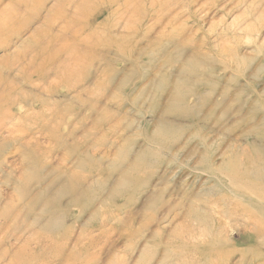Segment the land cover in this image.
<instances>
[{
    "label": "rangeland",
    "instance_id": "1",
    "mask_svg": "<svg viewBox=\"0 0 264 264\" xmlns=\"http://www.w3.org/2000/svg\"><path fill=\"white\" fill-rule=\"evenodd\" d=\"M33 1L0 0V21L8 22L0 32V264L259 263L262 238L242 226H264V214L230 192L252 196L256 190L243 185L250 178L264 184V0ZM103 46L110 52L102 56ZM169 92L176 99H168ZM159 120L175 126L162 127ZM250 146L263 151L258 155ZM246 154L253 174L245 178L239 171L233 179L241 183L217 169L207 172L232 155L243 162Z\"/></svg>",
    "mask_w": 264,
    "mask_h": 264
},
{
    "label": "bare ground",
    "instance_id": "2",
    "mask_svg": "<svg viewBox=\"0 0 264 264\" xmlns=\"http://www.w3.org/2000/svg\"><path fill=\"white\" fill-rule=\"evenodd\" d=\"M33 1V0H32ZM82 1V0H81ZM115 1V0H114ZM124 1V0H123ZM15 2V1H14ZM16 2H17V0H16ZM19 2H22V1H19ZM19 2H18V4H19ZM24 2V1H23ZM22 2V3H23ZM34 2V1H33ZM131 2V1H130ZM11 3V2H10ZM31 3V2H30ZM127 3V2H126ZM17 3H15V5L17 6L18 5ZM93 4V3H92ZM11 5H12V3H11ZM87 5H89L88 3H87ZM130 6L132 5V3L131 4H129ZM178 7V6H177ZM26 8H27V6H26ZM77 8H78V6H77ZM76 8V10H79V9H77ZM86 8H88V7H86ZM91 8V7H90ZM124 9V8H123ZM126 9V8H125ZM172 9V8H171ZM176 9V8H175ZM18 10H20V8H18ZM32 10V9H31ZM82 10V9H81ZM84 10V9H83ZM93 11V10H92ZM127 11V10H126ZM173 11V10H172ZM171 11V12H172ZM20 12V11H19ZM22 12V11H21ZM20 12V13H21ZM25 12V11H24ZM24 12H22V13H24ZM33 12H35V10L33 11ZM71 12H73V11H71ZM6 13H8V12H6ZM22 13H21V15H22ZM102 13V12H101ZM125 13V12H124ZM130 14L132 13V12H129ZM9 14V13H8ZM16 14V13H15ZM32 14V13H31ZM76 14V12L73 14V16ZM78 14V13H77ZM76 14V17L78 16ZM95 14L96 13H91V15L89 16V19H87L86 20V23H87V27H90L91 26V24L93 23V21H94V18H95ZM113 14V13H112ZM135 15H136V13H134ZM33 15V14H32ZM89 15V14H88ZM144 15V14H143ZM171 15V14H170ZM82 16H83V14H82ZM100 16V15H99ZM131 16H132V14H131ZM80 17V16H79ZM84 17V16H83ZM120 17H121V14H120ZM120 17L118 18L119 20H120ZM122 17H123V12H122ZM121 17V18H122ZM128 17V16H127ZM126 17V18H127ZM136 16H134L133 18H135ZM14 18V17H13ZM81 18V17H80ZM137 18V17H136ZM3 19H5V18H3ZM3 19H1L2 21H0V32L1 31H3V32H1V33H4L5 31H6V29H7V26H8V22H6V19H5V21L3 20ZM19 19V18H18ZM17 19V21H19V20H21L22 18L20 17V19L18 20ZM78 19V18H77ZM97 19V18H96ZM128 19V18H127ZM149 19V21H151L152 19H153V17L152 18H148ZM151 19V20H150ZM160 19V18H159ZM123 20V19H122ZM143 20H144V18H143ZM158 20V19H157ZM23 21V20H22ZM126 21V20H125ZM133 21V20H132ZM134 21H136V20H134ZM173 21H175V20H173ZM75 22V21H74ZM116 22V21H115ZM118 22V21H117ZM143 22V21H142ZM123 23H124V21H123ZM125 23H127V22H125ZM133 23V22H132ZM135 23V22H134ZM165 23V22H164ZM71 25H72V23H70ZM77 24H79V23H77ZM110 24V23H109ZM109 24H108V26H109ZM119 24V23H118ZM121 24H122V22H121ZM75 24H73V26H74ZM106 25V24H105ZM117 25V24H116ZM120 25V24H119ZM124 25V24H123ZM131 26H132V24H130ZM164 25V24H163ZM68 26V25H67ZM79 26V25H78ZM100 26H102V25H100ZM129 26V25H128ZM77 27V26H76ZM124 27V26H123ZM152 26H150L149 25V28H151ZM64 28V27H63ZM63 28H61V29H63ZM69 28V27H68ZM73 28V27H72ZM78 28V27H77ZM91 28V27H90ZM113 28H115V26L113 27ZM112 28V29H113ZM60 29V28H59ZM60 29V30H61ZM74 29V28H73ZM93 29V28H92ZM111 29V31L113 32L114 30H112ZM12 30V29H11ZM64 30H66V29H64ZM68 30V29H67ZM89 30V29H88ZM118 30V29H117ZM150 30V29H149ZM149 30L147 31L148 33H149ZM164 30V29H163ZM62 31V30H61ZM99 31V30H98ZM122 31H124V34L126 35V36H131V37H133L134 36V33L132 32V31H126V30H123L122 29ZM162 31V30H161ZM195 31V30H194ZM63 32V31H62ZM92 32V31H91ZM144 32V31H143ZM0 33V34H1ZM58 33H60V32H58ZM64 33V32H63ZM66 33V32H65ZM79 33V32H78ZM147 33V34H148ZM158 33V32H157ZM157 33H156V35H157ZM15 34H16V32H15ZM67 34V33H66ZM119 34H121V33H119ZM160 34V33H159ZM180 34H182V33H180ZM185 34V33H184ZM98 35V34H97ZM122 35V34H121ZM151 35V34H150ZM187 35V34H186ZM72 36V35H71ZM83 36V35H82ZM92 36H93V33H92ZM102 36V35H101ZM111 37H112V35H110ZM124 36V35H123ZM145 36V35H144ZM180 36H182V35H180ZM60 37H61V35H60ZM63 37V36H62ZM65 37V36H64ZM125 37V36H124ZM155 37V36H154ZM177 37H178V35H177ZM184 37V36H183ZM72 38V37H71ZM79 38V37H78ZM107 38H109L108 36L106 37V40H107ZM173 38H174V35H173ZM224 38V37H223ZM57 39H59L58 37H57ZM99 39H100V37H99ZM179 39H180V37H179ZM182 39V38H181ZM185 39V38H184ZM218 39V38H217ZM220 39V38H219ZM7 40V39H6ZM55 40H56V38H55ZM60 40V39H59ZM80 40V39H79ZM105 40V39H104ZM113 40V39H112ZM116 40V39H115ZM120 40V39H119ZM133 40V39H132ZM183 40V39H182ZM226 40V39H225ZM107 41H110V40H107ZM124 41V40H123ZM127 41V40H126ZM221 41H223L222 39L220 40V42ZM102 42V41H101ZM174 42V41H173ZM187 42V41H186ZM190 42V41H189ZM213 42H215V41H213ZM227 42V41H226ZM62 43H63V41H62ZM61 43V44H62ZM81 43V42H80ZM99 43V42H98ZM193 43V42H192ZM212 43V42H211ZM219 43V42H218ZM222 43V42H221ZM130 44V43H129ZM213 44H215V43H213ZM217 44V43H216ZM215 44V45H216ZM2 45H4V44H2ZM1 45V46H2ZM8 45V44H7ZM48 45V44H47ZM74 45V44H73ZM95 45V44H94ZM97 45V44H96ZM104 45V44H103ZM206 45V44H205ZM228 45V44H227ZM52 46H54V45H52ZM62 46H63V44H62ZM76 46V45H75ZM86 46H87V44H86ZM102 46V45H101ZM127 46H128V44H127ZM193 45H191L190 47H192ZM201 46V45H200ZM223 46V45H222ZM22 47H23V45H22ZM25 47V46H24ZM60 47V46H59ZM64 47V46H63ZM62 47V48H63ZM88 47H90L89 45H88ZM193 47H195V46H193ZM204 47V46H203ZM202 47V48H203ZM210 47V46H209ZM27 48V47H26ZM52 48V47H51ZM54 48V47H53ZM93 48V47H92ZM91 48V49H92ZM109 47H107V46H103V47H101L100 48V50H101V52L102 51H104V50H107V51H109V49H108ZM113 48V47H112ZM198 48V47H197ZM206 48V47H205ZM20 49V48H19ZM25 49V48H24ZM55 49V48H54ZM84 49V48H83ZM91 49H89L90 51H91ZM95 50H96V48H94ZM125 49V48H124ZM182 49V48H181ZM180 49V50H181ZM193 49V48H192ZM227 49H228V47H227ZM237 49V48H236ZM73 50H74V48H73ZM77 50H79V49H77ZM76 49H75V51H77ZM114 50H116V49H114ZM191 50V49H190ZM210 50V49H209ZM212 51H213V49H211ZM20 51V50H19ZM58 51V50H57ZM84 51H85V49H84ZM118 51V50H117ZM182 51V50H181ZM238 51H239V49H238ZM45 52H47V51H45ZM74 52V51H73ZM73 52L71 53V55L73 54ZM86 52V51H85ZM85 52H83V53H85ZM110 52V51H109ZM122 52V51H121ZM121 52H119L120 53V55H121ZM183 52V51H182ZM197 52V51H196ZM19 53V52H18ZM32 53V52H31ZM44 53V52H43ZM58 53V52H57ZM75 53V52H74ZM77 53V52H76ZM96 53V52H95ZM117 53V52H116ZM115 53V54H116ZM128 53V52H127ZM238 53V52H237ZM45 54V53H44ZM54 54H55V51H54ZM54 54H53V56H54ZM103 54H104V52H102V56H103ZM107 54H109V53H107ZM75 55V54H74ZM100 55V54H99ZM113 55H114V53H113ZM122 55H126L125 53H123ZM131 55V54H130ZM133 55V54H132ZM19 56V55H18ZM27 56V55H26ZM37 56V55H36ZM86 56V55H85ZM129 56V55H128ZM41 57V56H40ZM84 57V56H83ZM105 57V56H104ZM120 57V56H119ZM131 57V56H130ZM191 57V56H190ZM189 57V58H190ZM195 57V56H194ZM225 57H227V56H225ZM54 58V57H53ZM63 58V57H62ZM109 58H110V56H109ZM127 58V57H126ZM192 58V57H191ZM17 59V58H16ZM57 59V58H56ZM60 59H61V57H60ZM82 60H84L83 58H81ZM107 59V58H106ZM105 59V60H106ZM117 59V58H116ZM115 59V60H116ZM121 59V58H120ZM124 59V58H123ZM127 59H129V57L127 58ZM132 59V58H131ZM221 59V58H220ZM8 60V59H7ZM10 60V59H9ZM15 60V59H14ZM35 60V59H34ZM38 60V59H37ZM41 60V59H40ZM58 60V59H57ZM56 60V61H57ZM76 60V59H75ZM109 60V59H108ZM114 60V61H115ZM190 60H192V59H190ZM210 60V59H209ZM55 61V62H56ZM59 61V60H58ZM102 61V60H101ZM130 61V60H129ZM262 61V60H261ZM59 62H61V61H59ZM67 62V61H66ZM69 62V61H68ZM103 62V61H102ZM106 63H107V61H105ZM186 62V61H185ZM194 62V61H193ZM196 62V61H195ZM62 63H63V60H62ZM74 63H76V62H74ZM187 63V62H186ZM198 63V62H197ZM214 62H212V64H213ZM38 64V63H37ZM55 64V63H54ZM60 64V63H59ZM65 64H68V63H65ZM70 64V63H69ZM84 64V63H83ZM107 64H109V63H107ZM106 64V65H107ZM199 64V63H198ZM24 65V64H23ZM32 65V64H31ZM51 65V64H50ZM95 65V64H94ZM100 65H103V64H100ZM106 65H104V69L106 68ZM189 65V64H188ZM187 65V66H188ZM194 65H195V63H194ZM193 64H192V66H194ZM20 66V65H19ZM76 66H78V65H76ZM133 66V65H132ZM213 66V65H212ZM227 66H228V64H227ZM21 67V66H20ZM58 67V66H57ZM59 67H60V65H59ZM69 67V66H68ZM101 67V66H100ZM103 67V66H102ZM189 67H191V65H189ZM196 66H194V68H195ZM202 67V66H201ZM200 67V68H201ZM206 67V66H205ZM28 68V67H27ZM52 69V67H48V69ZM61 68V67H60ZM107 68H108V66H107ZM106 68V69H107ZM227 68H229V67H227ZM41 69V68H40ZM39 69V70H40ZM62 69V68H61ZM75 69H76V67H75ZM100 69V68H99ZM187 69V68H186ZM188 69H190V68H188ZM230 69V68H229ZM31 70V69H30ZM77 70V69H76ZM113 70V69H112ZM115 70V69H114ZM126 70V69H125ZM192 70V69H191ZM61 71V70H60ZM71 71V70H70ZM70 71H69V73H70ZM78 71V70H77ZM147 71V70H146ZM195 71V70H194ZM201 71V70H200ZM204 71V70H203ZM211 71V70H210ZM31 72V71H30ZM36 72V71H35ZM41 72V71H40ZM39 72V73H40ZM45 72V71H44ZM49 72H51V71H49ZM49 72H47V73H49ZM65 72H67V71H65ZM113 72V71H112ZM116 72H117V70H116ZM145 71H143L142 72V74L144 73ZM38 73V74H39ZM52 73V72H51ZM51 73H49V74H51ZM57 73H58V69H57ZM62 73V72H61ZM72 73V72H71ZM70 73V74H71ZM103 73V72H102ZM164 73V72H163ZM56 74V73H55ZM55 74H52V75H50V76H52V79L54 78L53 77V75H55ZM81 74V73H80ZM114 74H117V73H114ZM141 74V75H142ZM22 75V74H21ZM29 75V74H28ZM48 75V74H47ZM60 75V74H59ZM61 75H63V74H61ZM101 75V74H100ZM111 76H112V74H110ZM143 75H145V74H143ZM169 75V74H168ZM186 75V74H185ZM105 76V75H104ZM104 76H102V77H104ZM147 76V75H146ZM162 76H163V74H162ZM22 77V76H21ZM59 77H61V76H59ZM88 77H89V75H88ZM87 77V78H88ZM99 77V76H98ZM101 77V78H102ZM114 77V76H113ZM144 78V76H141V78ZM50 77L48 76V79H49ZM77 78V77H76ZM201 79H202V77H200ZM212 78V77H211ZM2 79V78H1ZM6 79V78H5ZM74 79H75V77H74ZM86 79V78H85ZM165 79H167V78H165ZM190 79V78H189ZM26 80V79H25ZM38 80V79H37ZM54 80V79H53ZM53 80H51V81H53ZM62 80V79H61ZM66 80H68V79H66ZM70 80H71V78H70ZM70 80H69V82H70ZM82 80H84V79H82ZM82 80H81V82H82ZM112 80H113V78H112ZM159 80V79H158ZM169 80V79H168ZM24 81V80H23ZM30 81V80H29ZM65 81V80H64ZM63 81V82H64ZM72 81V80H71ZM147 80H145V82H146ZM149 82H150V80H148ZM167 81V80H166ZM171 81H172V77H171ZM208 81H209V79H208ZM92 82H94V81H92ZM122 81H120V83H121ZM123 82H124V80H123ZM141 82V81H140ZM163 82H164V80H163ZM203 82V81H202ZM219 82H220V80H219ZM8 83H9V81H8ZM12 82L10 81V84H11ZM66 83V82H65ZM119 83V84H120ZM162 83V82H161ZM166 83V82H165ZM174 83V81H172V83L171 84H173ZM10 84H9V86H10ZM30 84H32V83H30ZM69 84V83H68ZM71 84H72V82H71ZM76 84V83H75ZM83 84H85V83H83ZM86 84H88L87 82H86ZM94 84H96V83H94ZM108 84H110V80H109V82H108ZM119 84H117V85H119ZM125 84H126V82H125ZM195 84V83H194ZM193 84V85H194ZM76 85H78V84H76ZM75 85V86H76ZM90 85V84H89ZM104 85V84H103ZM102 85V87L104 88V87H106V86H103ZM124 85V84H123ZM123 85H121V86H123ZM167 85H169V84H167ZM196 85V84H195ZM195 85H194V87H195ZM219 85V84H218ZM67 86V85H66ZM71 86V85H70ZM82 86V85H81ZM120 85H119V87H121ZM153 86V85H152ZM158 86V85H157ZM160 86V85H159ZM68 87H69V85H68ZM73 87H74V85H73ZM79 87H80V85H79ZM85 87V86H84ZM87 87V86H86ZM95 87L97 88V86L95 85ZM108 87V86H107ZM106 87V88H107ZM118 87V86H117ZM116 87V88H117ZM134 87V86H133ZM154 87V86H153ZM156 87V86H155ZM167 87V86H166ZM166 87H164V88H166ZM249 87V86H248ZM71 88H72V86H71ZM76 88V87H75ZM122 88V87H121ZM163 88V87H162ZM193 88V87H192ZM15 89V88H14ZM77 89V88H76ZM85 89V88H84ZM84 89H83V91H84ZM87 89V88H86ZM133 89V88H132ZM160 89H161V87H160ZM170 89V88H169ZM173 89V88H172ZM190 89V88H189ZM262 89V88H261ZM1 90V89H0ZM11 91H12V89H10ZM88 90V89H87ZM97 90V89H96ZM99 90V89H98ZM116 90V89H115ZM120 89H118V91H119ZM159 90V89H158ZM174 90V89H173ZM185 90V89H184ZM243 90V89H242ZM245 90V89H244ZM2 91V90H1ZM6 91V90H5ZM124 91H125V89H124ZM131 91H133L134 92V90H131ZM3 92V91H2ZM13 92V91H12ZM86 92V91H85ZM97 92H101L100 90L99 91H97ZM103 92V91H102ZM108 92V91H107ZM116 92H117V90H116ZM160 92V91H159ZM257 92V91H256ZM6 93H8V92H6ZM32 93V92H31ZM45 93H47V91L45 92ZM53 93V92H52ZM77 93V92H76ZM127 93V92H126ZM135 93V92H134ZM160 93H162L163 94V92L161 91ZM176 93V92H175ZM179 93V92H178ZM209 93H210V91H209ZM3 94V93H2ZM25 94V93H24ZM48 94V93H47ZM82 94V93H81ZM84 94V93H83ZM82 94V95H83ZM95 94V93H94ZM102 94V93H101ZM113 94H114V92H113ZM123 94V93H122ZM130 94H131V92H130ZM129 94V95H130ZM157 94V93H156ZM162 94H160V95H162ZM211 94V93H210ZM12 95V94H11ZM33 94H31V96H32ZM49 95V94H48ZM81 95V96H82ZM104 95V94H103ZM103 95H102V97H103ZM132 95H133V93H132ZM131 95V96H132ZM149 95V94H148ZM155 95V94H154ZM2 96H4V95H2ZM37 95H35V97H36ZM50 96V95H49ZM90 96V95H89ZM111 96V95H110ZM123 96V95H122ZM131 96H130V98H131ZM144 96V95H143ZM150 96V95H149ZM166 96V95H165ZM175 96V95H174ZM173 96V94H171L170 92L168 93V99L170 98V100H172V99H176V97H174ZM254 96H255V94H254ZM10 97V96H9ZM16 97V96H15ZM47 97V96H46ZM51 97V96H50ZM100 97V96H99ZM107 97V96H106ZM109 97V96H108ZM148 97V96H147ZM162 97V96H161ZM160 97V98H161ZM180 97H181V95H180ZM210 98H211V96H209ZM207 98L206 97V99H210V98ZM230 97V96H229ZM250 97V96H249ZM261 97H262V95H261ZM3 98V97H2ZM13 98V97H12ZM17 98V97H16ZM25 98V97H24ZM30 98V97H29ZM42 98V97H41ZM73 98V97H72ZM93 98V97H92ZM101 98V97H100ZM104 98V97H103ZM125 98H126V96H125ZM142 98V97H141ZM153 98V97H152ZM157 98V97H156ZM259 98V97H258ZM4 99V98H3ZM22 99V98H21ZM51 100H53L52 98H50ZM69 99V98H68ZM105 99V98H104ZM104 99H102V100H104ZM108 99V98H107ZM112 99V98H111ZM121 99H122V97H121ZM150 99H151V97H150ZM247 99V98H246ZM245 99V100H246ZM7 100V99H6ZM38 100H40V99H38ZM46 100V99H45ZM49 100V99H48ZM98 100H99V98H97V102H98ZM130 100V99H129ZM139 100V99H138ZM158 100V99H157ZM156 100V101H157ZM165 100H167V99H165ZM170 100H168V101H170ZM183 100V99H182ZM197 100V99H196ZM213 100V99H212ZM20 101H22V100H20ZM26 101V100H25ZM28 101H30V99L28 100ZM43 101V100H42ZM119 101V100H118ZM137 101V100H136ZM140 101V100H139ZM152 101V100H151ZM175 101H177V100H175ZM6 102V101H5ZM27 102V101H26ZM25 102V103H26ZM55 102V101H54ZM101 102V101H100ZM132 102V101H131ZM134 102V101H133ZM138 102V101H137ZM137 102H135V105H136V103ZM150 102V101H149ZM154 102H155V100H154ZM162 102V101H161ZM204 102V101H203ZM218 102H220V101H218ZM11 103H12V101H11ZM28 103V102H27ZM47 103V102H46ZM51 103H53V102H51ZM61 103V102H60ZM106 103V102H105ZM139 103V102H138ZM156 103V102H155ZM158 103H159V101H158ZM163 103V102H162ZM184 103V102H183ZM8 104V103H7ZM32 104V103H31ZM49 103H47V105H48ZM78 104V103H77ZM97 104V103H96ZM160 104V103H159ZM159 104H157L156 103V106L154 105L153 107L155 108H157V105H159ZM164 104V103H163ZM162 104V105H163ZM165 104H167V102L165 103ZM169 104H170V102H169ZM203 104H205V103H203ZM218 104V103H217ZM33 105V104H32ZM45 106H46V104H44ZM51 105V104H50ZM57 105V104H56ZM60 106H61V104H59ZM82 105V104H81ZM100 105V104H99ZM98 105V106H99ZM171 105V104H170ZM182 105V104H181ZM183 105H185V104H183ZM197 105V104H196ZM199 105V104H198ZM197 105V106H198ZM216 105V104H215ZM31 106V105H30ZM53 106V105H52ZM58 106V105H57ZM56 106V107H57ZM97 106V105H96ZM152 106V105H151ZM168 106V105H167ZM196 106V107H197ZM47 107V106H46ZM55 107V106H54ZM53 107V108H54ZM56 107H55V109H56ZM59 107V106H58ZM136 107V106H135ZM193 107H195V106H193ZM193 107H192V109H193ZM255 107H256V105H255ZM8 108V107H7ZM10 108V107H9ZM33 108V107H32ZM31 107H30V109H32ZM97 108V107H96ZM141 108V107H140ZM152 108V107H151ZM153 108V109H154ZM162 108V107H161ZM202 108V107H201ZM212 108H214V106L212 107ZM41 109V108H40ZM44 109V108H43ZM58 109V108H57ZM74 109V108H73ZM101 109V108H100ZM209 109H211V108H209ZM256 110H257V108H255ZM48 111H50V113H51V110H49V109H47ZM61 110H63V109H61ZM152 110V109H151ZM201 110V109H200ZM199 110V111H200ZM229 110V109H228ZM44 111V110H43ZM54 111V110H53ZM56 111V110H55ZM78 111V110H77ZM124 111V110H123ZM139 111V110H138ZM155 111H156V109H155ZM171 111H172V108H171ZM202 111V110H201ZM209 111V110H208ZM232 111V110H231ZM242 111V110H241ZM240 111V112H241ZM26 112V111H25ZM58 112V111H57ZM60 112V111H59ZM58 112V113H59ZM121 112V111H120ZM141 112V111H140ZM153 112V111H152ZM158 112V111H157ZM166 112V111H165ZM49 113V115L51 116V114ZM55 113V112H54ZM73 113V112H72ZM79 113V112H78ZM118 113V112H117ZM142 113V112H141ZM211 113H213L212 111H211ZM236 113H237V111H236ZM255 113V112H254ZM257 113V112H256ZM10 114V113H9ZM31 114V113H30ZM43 114H45V113H43ZM47 114H48V112H47ZM62 114V113H61ZM61 114H59V116L61 115ZM81 114V113H80ZM217 114V113H216ZM23 115H25V114H23ZM79 115V114H78ZM157 115H158V113H157ZM13 116V115H12ZM19 116V115H18ZM41 116H43L42 114H41ZM76 116V115H75ZM159 116V115H158ZM166 116V115H165ZM247 116V115H246ZM43 117H45V116H43ZM43 117H41V118H43ZM48 117V116H47ZM46 117V118H47ZM57 117V116H56ZM164 117V116H163ZM162 117V118H163ZM258 117V116H257ZM10 118V117H9ZM11 118H13V117H11ZM19 118V117H18ZM155 118V117H154ZM161 118V119H162ZM165 118V117H164ZM168 118V117H167ZM170 118V117H169ZM246 118V117H245ZM49 119V118H48ZM51 119V118H50ZM178 119V118H177ZM257 120V119H256ZM44 121V120H43ZM43 121H41V122H43ZM46 121V120H45ZM153 122V121H152ZM5 123V122H4ZM60 124H61V122H59ZM255 123V122H254ZM10 125L11 123H7L6 125H4L3 126V123L1 124L3 127H5V126H7V125ZM36 124H38V122L36 123ZM54 124V123H53ZM60 124H58V122H57V127H60ZM155 124V123H154ZM161 125L162 127H166V128H171V127H173V126H175V125H173V124H171V123H167L166 121H163L162 122V120H159L158 121V125ZM177 124V123H176ZM249 124H251L252 126H254L255 124H252V122L250 123L249 122ZM12 125V124H11ZM52 125V124H51ZM157 124H155V126H156ZM177 125H179V124H177ZM13 126H14V124H13ZM12 126V127H13ZM20 126V125H19ZM38 126V125H37ZM37 126H35V128L37 127ZM48 126V125H47ZM247 126V125H246ZM17 127V126H16ZM21 127V126H20ZM22 127H23V125H22ZM26 127V126H25ZM40 127V126H39ZM132 127H133V125H132ZM152 127H153V125H152ZM15 128V127H14ZM24 128V127H23ZM23 128L21 129V130H23ZM46 128V127H45ZM155 128V127H154ZM256 128V127H255ZM12 129V128H11ZM15 129H17V128H15ZM30 129V128H29ZM55 129H56V127H55ZM70 129V128H69ZM130 129H132V128H130ZM150 129H152V128H150ZM7 130V129H6ZM18 130V129H17ZM20 130V129H19ZM31 130V129H30ZM29 130V131H30ZM42 130V129H41ZM159 130H162L161 128H159ZM166 130V129H165ZM164 130V131H165ZM257 130V129H256ZM259 130V129H258ZM257 130V131H258ZM13 131V130H12ZM43 131V130H42ZM72 131H74V130H72ZM124 131H125V129H124ZM150 131V130H149ZM250 131V130H249ZM256 131V132H257ZM10 133L11 131H7V133ZM55 132V131H54ZM252 132V131H251ZM256 132H255V134H256ZM56 133V132H55ZM168 133V132H167ZM11 134V133H10ZM36 134V133H35ZM135 135V134H134ZM153 135H155V134H153ZM12 136V135H11ZM25 136V135H24ZM64 136V135H63ZM141 136V135H140ZM161 136V135H160ZM23 137V136H22ZM32 137V136H31ZM30 137V138H31ZM148 137H149V135H148ZM177 137V136H176ZM263 137V136H262ZM53 138V137H52ZM171 138V137H170ZM253 138V137H252ZM12 139H14V138H12ZM19 139H21L20 137H19ZM32 139V138H31ZM68 139V138H67ZM177 139V138H176ZM23 140V139H22ZM135 140V139H134ZM169 140V139H168ZM174 140V139H173ZM262 140H263V138H262ZM31 141V140H30ZM29 140L27 141V143L28 142H30ZM250 141V140H249ZM257 141V140H256ZM256 141H255V143H256ZM36 142V141H35ZM137 142V141H136ZM24 142L22 141V143L21 144H23ZM33 143V142H32ZM147 143V142H146ZM170 143V142H169ZM168 143V144H169ZM201 143V142H200ZM251 143H253L252 141H251ZM156 144V143H155ZM203 144V143H202ZM206 144V143H205ZM248 144V143H247ZM254 144V143H253ZM157 145V144H156ZM164 145V144H163ZM131 146H133V145H131ZM134 146H135V144H134ZM141 146V145H140ZM144 146V145H143ZM152 146V145H151ZM203 146V145H202ZM119 147H120V145H119ZM125 147V146H124ZM148 147V146H147ZM160 147V146H159ZM168 147H169V145H168ZM206 147V146H205ZM204 147V148H205ZM208 147H209V145H208ZM228 147V146H227ZM245 147V146H244ZM95 148H97V147H95ZM129 148V147H128ZM153 148V147H152ZM155 148V147H154ZM153 148V149H154ZM161 148V147H160ZM213 148V147H212ZM250 148H252L251 146H250ZM253 148H255V147H253ZM252 148V149H253ZM140 149V148H139ZM148 149V148H147ZM149 149H151V148H149ZM159 149V148H158ZM166 149V148H165ZM170 149V148H169ZM245 149V148H244ZM171 150V149H170ZM189 150V149H188ZM208 150V149H207ZM212 150V149H211ZM255 150V153L256 152H258L257 154L259 155V152H262L263 151V149H262V147H261V149H258V150H256V148L254 149ZM254 150H252V152L254 151ZM94 151H96V150H94ZM189 151H191V150H189ZM205 151H206V149H205ZM204 151V152H205ZM213 151H215V150H213ZM212 151V152H213ZM244 151V150H243ZM101 152V151H100ZM155 152H156V150H155ZM167 152V151H166ZM211 152V151H210ZM102 153H105V152H102ZM147 153V152H146ZM168 153H170V152H168ZM190 153V152H189ZM195 153V152H194ZM202 153V150H201V152L200 153H198V154H201ZM243 153V152H242ZM171 154H172V151H171ZM212 154V153H211ZM213 154H214V152H213ZM212 154V155H213ZM248 154V153H247ZM245 155V157L242 159L243 160V162H241L237 157H234L233 155L232 156H230V157H228L227 158V160H225L224 162H223V164H222V166H219L218 168H211V167H207V166H205V167H207L206 169H207V172H210V173H214L215 171H214V169H217V172H219V173H221L222 175H224V176H226V177H228V178H232V179H229L231 182H237V183H241L242 182V180L243 179H240V180H238V179H233V177L235 178V177H237L238 175H239V171L241 172V174L246 178V176H250V177H252L251 176V173L253 174V172H252V169L250 168L249 169V162H250V159H249V157H248V155ZM127 155H129V154H127ZM192 155V154H191ZM195 156H196V153L194 154ZM255 155V154H254ZM115 156V155H114ZM154 156H156L157 157V155H154ZM199 156V155H198ZM219 156V155H218ZM221 156V155H220ZM261 156V155H260ZM259 156V157H260ZM116 157V156H115ZM148 157V156H147ZM256 157V156H255ZM138 158V157H137ZM136 158V159H137ZM153 158V157H152ZM155 158V157H154ZM207 158V156L205 157V159ZM215 158V157H214ZM213 158V159H214ZM263 158V157H262ZM146 159V158H145ZM156 159V158H155ZM158 159V158H157ZM160 159V158H159ZM196 159V158H195ZM194 159V160H195ZM200 159V158H199ZM257 159V158H256ZM261 159V158H260ZM193 160V161H194ZM216 160V159H215ZM262 160V159H261ZM128 161V160H127ZM147 161V160H146ZM196 161V160H195ZM194 161V162H195ZM201 161V160H200ZM202 161H203V159H202ZM209 161V160H208ZM212 161V160H211ZM210 161V162H211ZM214 161V160H213ZM212 161V162H213ZM258 161V160H257ZM125 162V161H124ZM137 162V161H136ZM143 162H145L144 160H143ZM157 162V161H156ZM100 163V162H99ZM146 163V162H145ZM151 163V162H150ZM153 163V162H152ZM183 163V162H182ZM199 163V162H198ZM202 163H204V162H202ZM207 163V162H206ZM243 163L245 164V166L243 165ZM196 163H194L193 165H195ZM102 165V164H101ZM108 165V164H107ZM150 165H152V164H150ZM204 165V164H203ZM259 165V164H258ZM257 165V166H258ZM261 165H264V164H261ZM128 166V165H127ZM132 166V165H131ZM133 167V166H132ZM138 167H140V166H138ZM137 167V168H138ZM144 167V166H143ZM251 167V166H250ZM254 167H255V165H254ZM101 168V167H100ZM103 168V167H102ZM127 168V167H126ZM201 168V167H200ZM256 168V167H255ZM258 168V167H257ZM139 169V168H138ZM105 170V169H104ZM201 170V169H200ZM204 170V169H203ZM103 170H101V172H102ZM139 171H140V169H139ZM260 171V170H259ZM263 171V170H262ZM123 172V171H122ZM134 172V171H133ZM195 172H196V170H195ZM96 173V172H95ZM110 173V172H109ZM108 173V174H109ZM127 173H129L128 171H127ZM137 173V172H136ZM256 173V172H255ZM260 173V172H259ZM108 174H106L107 176H108ZM125 175V174H124ZM139 175V174H138ZM258 175V174H257ZM260 175H262V172L260 173ZM78 176V175H77ZM88 176V175H87ZM90 176H91V173H90ZM97 176V175H96ZM95 176V177H96ZM98 176H100L99 175V172H98ZM97 176V177H98ZM106 176V177H107ZM126 176V175H125ZM128 176H130V175H128ZM135 176H137V175H135L134 174V177ZM211 176H213V175H211ZM210 176V177H211ZM93 177V176H92ZM109 177H110V175H109ZM131 177H132V174H131ZM130 177V178H131ZM100 178H101V176H100ZM105 178V177H104ZM137 178H138V176H137ZM208 178V177H207ZM215 179H216V177H214ZM107 179V178H106ZM126 179V178H125ZM129 179V178H128ZM135 179V178H134ZM253 178H250V179H246V181L243 183V185H245L246 183V186L247 185H249L250 186V188L251 189H255L256 190V192H254V191H251L252 192V196H250V195H248L246 192H243L242 190H240V189H236V190H234V191H231L230 193H231V195L232 196H235V197H238V198H241V199H243V200H245L246 201V203H247V206H248V208L249 209H251V210H254V212L255 213H263L264 214V184L260 181V180H258V182L256 183V181H254L256 184H253V180H252ZM256 179V178H255ZM133 180V179H132ZM210 180V179H209ZM214 180V179H213ZM210 182V181H209ZM215 182V181H214ZM136 183V182H135ZM216 183V182H215ZM214 183V184H215ZM123 186V185H122ZM209 186V185H208ZM217 187V186H216ZM220 187V186H219ZM248 187V186H247ZM209 191H211V190H209ZM215 191V190H214ZM220 191V190H219ZM229 192V191H228ZM116 193V192H115ZM210 194V193H209ZM224 194V193H223ZM225 194H226V192H225ZM131 195V194H130ZM207 195V194H206ZM210 196V195H209ZM214 196V195H213ZM227 195H225V197H226ZM188 197H189V195H188ZM207 197V196H206ZM130 198V197H129ZM129 198H127L128 200H129ZM208 198V197H207ZM217 198V197H216ZM221 198H223V197H221ZM229 198V197H228ZM262 199V201L260 202V200L258 201V203L260 202V204H258V203H256V201H257V199ZM224 199V198H223ZM210 201H211V198L209 199ZM233 200V199H232ZM242 200V201H243ZM132 201V200H131ZM197 201V200H196ZM215 201V200H214ZM226 201H228V199H226ZM235 201V200H234ZM167 202V201H166ZM189 202V201H188ZM263 202V203H262ZM195 203V202H194ZM193 203V204H194ZM204 203H208V202H204ZM168 204V203H167ZM170 204V203H169ZM189 204V203H188ZM197 203H195V205H196ZM211 204V203H210ZM209 204V205H210ZM217 204V203H216ZM221 204V203H220ZM219 204V205H220ZM226 204H228V203H225V205ZM234 204V203H233ZM237 204V203H236ZM187 205V204H186ZM200 205V204H199ZM215 205V204H214ZM228 205H230V204H228ZM203 206H205V205H203ZM207 206V205H206ZM234 210L236 211V210H241L240 208H238V207H236V205L234 204ZM238 206V205H237ZM246 205L245 206H243V207H247ZM119 207H121V206H119ZM188 207V206H187ZM210 207V206H209ZM212 207V206H211ZM218 207H220V206H218ZM84 208V207H83ZM82 208V209H83ZM181 208V207H180ZM189 208V207H188ZM206 208V207H205ZM205 208H203V209H205ZM229 208V207H228ZM231 208H233V206L231 207ZM183 209V208H182ZM211 209V208H210ZM223 209V208H222ZM243 209V208H242ZM208 210L209 209H207V211L206 212H208ZM228 210V209H227ZM247 210V209H246ZM189 211V210H188ZM209 211H211V210H209ZM213 211V210H212ZM233 211V210H232ZM200 212H203V211H201L200 210ZM231 212V211H230ZM253 212V213H254ZM107 213V212H106ZM190 213V212H189ZM211 213V212H210ZM210 213L208 212V214L210 215ZM238 213V212H237ZM244 213V212H243ZM178 214V213H177ZM216 214H218V213H216ZM215 214V215H216ZM220 214V213H219ZM232 215L234 214V213H231ZM64 215V214H63ZM193 215V214H192ZM212 215H213V213H212ZM240 215H241V213H240ZM244 215H247V214H244ZM243 214H242V216H244ZM177 216V215H176ZM184 216V215H183ZM197 216V215H196ZM211 216V215H210ZM209 216V217H210ZM214 216V215H213ZM179 217V216H178ZM181 217V216H180ZM194 217H195V214H194ZM193 217V218H194ZM10 218V217H9ZM106 218V217H105ZM174 218V217H173ZM197 218V217H196ZM204 218V217H203ZM202 218V219H203ZM215 218H217V216L215 217ZM247 218V217H246ZM245 218V219H246ZM65 219V218H64ZM179 219H183V218H179ZM178 219V220H179ZM214 219V218H213ZM218 219H219V217H218ZM9 220V219H8ZM107 220H108V218H107ZM175 220V219H174ZM253 220V219H252ZM256 220H257V218H256ZM6 221V220H5ZM65 221V220H64ZM100 221V220H99ZM104 221V220H103ZM209 221V220H208ZM231 221V220H230ZM107 222V221H106ZM196 222V221H195ZM194 222V223H195ZM198 222V221H197ZM212 222V221H211ZM218 222V221H217ZM97 223H98V221H97ZM101 223V222H100ZM242 223H244V222H242ZM5 224H7V223H5ZM4 224V225H5ZM217 224V223H216ZM9 225V224H8ZM7 225V226H8ZM176 225V224H175ZM180 225V224H179ZM240 225V224H239ZM70 226V225H69ZM68 226V227H69ZM100 226V225H99ZM220 226H222V225H220ZM233 226V225H232ZM241 226V225H240ZM71 227V226H70ZM101 227V226H100ZM216 227V226H215ZM226 227V226H225ZM227 227H228V225H227ZM230 227V226H229ZM242 227H244V230H250L251 232H253V233H255L256 234V236L257 237H260V239L262 238V240H260V247H263L264 246V226H261L260 227V225L258 224V223H253V222H251V224L248 222V225H246V224H244V226H242ZM220 228V227H219ZM218 228V229H219ZM223 228V227H222ZM57 229V228H56ZM90 229V228H89ZM227 229V228H226ZM32 230V229H31ZM31 230H30V232H31ZM67 230V229H66ZM69 230V229H68ZM109 230V229H108ZM228 230V229H227ZM243 230V231H244ZM49 231V230H48ZM71 231H73V229L71 230ZM218 231V230H217ZM221 231V230H220ZM222 231H224V229L222 230ZM226 231V230H225ZM242 231V232H243ZM36 232V231H35ZM86 232V231H85ZM215 232H216V229H215ZM249 232V231H248ZM12 233H13V231H12ZM23 233H25V231L23 232ZM32 233V232H31ZM225 233V232H224ZM20 234V233H19ZM18 234V235H19ZM26 234V233H25ZM24 234V235H25ZM30 234V233H29ZM106 234H107V232H106ZM220 234H222V233H220ZM20 235H22V236H24L22 233L20 234ZM26 235H28V234H26ZM43 235V234H42ZM75 235V234H74ZM248 235V234H247ZM15 236H17V235H15ZM46 236V235H45ZM49 236V235H48ZM70 236H71V232H70ZM82 236V235H81ZM109 236V235H108ZM194 236V235H193ZM14 237V236H13ZM12 237V238H13ZM29 237V236H28ZM32 236H30V238H31ZM67 237H68V235H67ZM73 237V236H72ZM111 237V236H110ZM195 237V236H194ZM9 238V237H8ZM11 238V239H12ZM23 238V237H22ZM26 238V237H25ZM24 238V239H25ZM38 238V237H37ZM51 238V237H50ZM70 238V237H69ZM189 238H191V237H189ZM10 239V240H11ZM15 239V238H14ZM19 239H21V238H19ZM32 239V238H31ZM62 239V238H61ZM71 239V238H70ZM35 240H36V238H35ZM46 240V239H45ZM52 240V239H51ZM54 240V239H53ZM62 240H65V239H62ZM82 240V239H81ZM193 240H194V238H193ZM199 240V239H198ZM9 241V240H8ZM13 241V239L10 241V242H8V243H11ZM19 241V240H18ZM21 241V240H20ZM57 241V240H56ZM87 241V240H86ZM229 241V240H228ZM33 242H34V240H33ZM48 242H52V241H48ZM48 242H46V243H48ZM80 242V241H79ZM82 242V241H81ZM183 242V241H182ZM214 242V241H213ZM246 242V241H245ZM16 243V242H15ZM35 243V242H34ZM46 243L44 244V245H46ZM63 243V242H62ZM76 243V242H75ZM109 243V242H108ZM12 244V243H11ZM25 244V243H24ZM42 244V243H41ZM50 244V243H49ZM81 244H83V243H81ZM7 245V244H6ZM16 245H17V243H16ZM15 245V246H16ZM19 245V244H18ZM51 245H52V243H51ZM66 245V244H65ZM75 244H73V246H74ZM220 245V244H219ZM247 245V244H246ZM250 245V244H249ZM252 245V244H251ZM10 246V245H9ZM12 246H13V244H12ZM12 246H11V248H12ZM25 246V245H24ZM48 246V245H47ZM72 246V247H73ZM82 246V245H81ZM84 246V245H83ZM221 246H225V245H222L221 244ZM220 246V247H221ZM226 246H227V244H226ZM254 246V245H253ZM78 247V246H77ZM217 247V246H216ZM15 248V247H14ZM29 248V247H28ZM44 248V247H43ZM74 248V247H73ZM219 248V247H218ZM218 248H217V250H218ZM223 248V247H222ZM221 248V249H222ZM17 249V248H16ZM26 249V248H25ZM32 249V248H31ZM45 249V248H44ZM62 249V248H61ZM68 249V248H67ZM76 249V248H75ZM100 249V248H99ZM255 249V248H254ZM253 249V250H254ZM12 250V249H11ZM10 250V251H11ZM220 250V249H219ZM223 250V249H222ZM246 250H247V248H246ZM32 251H33V249H32ZM55 251V250H54ZM59 251H60V249H59ZM64 251V250H63ZM229 251V250H228ZM243 251V250H242ZM241 251V252H242ZM247 251H249V250H247ZM223 252V251H222ZM253 252H257V251H253ZM216 253V252H215ZM249 253V252H248ZM252 253V252H251ZM87 254V253H86ZM230 254L231 253H229V256H230ZM245 254V253H244ZM246 254H247V252H246ZM254 254V253H253ZM257 254V258L258 259H260V262L259 263H257V264H264V252L263 251H261V249H260V251H258V253H256ZM215 255V254H214ZM220 255V254H219ZM252 255V254H251ZM223 256V255H222ZM225 256V255H224ZM241 256H243L242 258H241V260H240V262H242V260L244 259V255H243V253H241ZM240 256V257H241ZM255 256V255H254ZM64 257V256H63ZM204 257V256H203ZM213 257V256H212ZM211 258V257H210ZM215 258V257H214ZM213 258V259H214ZM217 258H218V256H217ZM220 258V257H219ZM228 258V257H227ZM253 259V258H252ZM215 260V259H214ZM223 260V259H222ZM239 260V259H238ZM252 261V260H251ZM256 261V260H255ZM206 262V261H205ZM218 262H220V261H218ZM227 262V261H226ZM60 263V262H59ZM58 263V264H59ZM216 263V262H215ZM224 263V262H223ZM205 264V263H204ZM210 264V263H209ZM212 264V263H211ZM214 264V263H213ZM240 264V263H239ZM255 264V263H254Z\"/></svg>",
    "mask_w": 264,
    "mask_h": 264
}]
</instances>
